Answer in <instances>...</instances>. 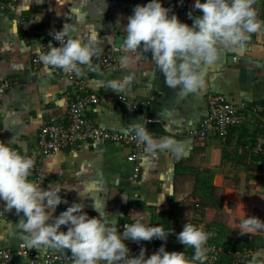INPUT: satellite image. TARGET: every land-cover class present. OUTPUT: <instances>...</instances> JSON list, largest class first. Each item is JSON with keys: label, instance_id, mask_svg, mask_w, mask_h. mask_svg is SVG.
<instances>
[{"label": "crops", "instance_id": "1", "mask_svg": "<svg viewBox=\"0 0 264 264\" xmlns=\"http://www.w3.org/2000/svg\"><path fill=\"white\" fill-rule=\"evenodd\" d=\"M147 3L148 0H18L1 13L0 140L7 143L14 137L12 146L32 158L41 126L52 116L63 118L74 92L73 85L62 78L58 69L42 60L39 65L33 63L21 19L38 32L41 41L51 40L50 33L65 23L72 26L69 38L87 42L94 35L102 52H119L111 71L98 67L86 73V90L103 97L124 94L133 106L106 99L88 106L87 116L114 131L131 130L134 121L144 124L152 120L161 124V129L150 130L154 138L172 137L186 142L189 150L186 156H178L171 148L154 155L145 146L137 183L130 179L134 163L127 156L132 148L124 143L84 142L41 157L39 173L33 170L29 180L42 181L44 189L53 183L65 186L61 191L65 202L56 208L54 216L73 202H82L90 216H100L110 226L119 227L121 233L125 224L140 215L149 218L154 226L175 230L166 241L127 238L130 255H138L141 248H146L150 256L166 244L167 250L184 251L188 257L193 248L180 243L177 234L190 222L218 229L221 240L253 248L264 259V232L241 235L238 229L249 215L264 220V172L245 148L255 140L257 127L233 128L227 140H194L185 134L206 115L210 92L224 94L233 103H264V23L258 32L249 34L243 47L218 45L216 62L201 69L205 88L186 93L167 86L150 52L138 51L140 59L134 64L123 62L127 53L122 42L128 17L136 5ZM194 3L188 0L185 8L174 14L192 25L190 11L194 16L203 15L193 9ZM254 7L258 19L264 22V0H256ZM119 35L123 37L118 41ZM127 76L132 79L126 90L119 93L109 87V81ZM44 169L48 172H42ZM161 196L165 199L159 204ZM4 203L0 201L4 213L0 218V247L17 250L26 243V234L19 226L23 213L17 214L14 208L6 210ZM61 230L66 231L67 226ZM31 248L72 254L54 242ZM16 259L0 264H17Z\"/></svg>", "mask_w": 264, "mask_h": 264}, {"label": "clouds", "instance_id": "2", "mask_svg": "<svg viewBox=\"0 0 264 264\" xmlns=\"http://www.w3.org/2000/svg\"><path fill=\"white\" fill-rule=\"evenodd\" d=\"M256 0H195L194 10L203 15L194 16L193 24L181 21L177 14H170L164 0H148L147 4L135 6L128 17L125 37L122 45L127 53L123 57L125 64L135 63L140 59L138 51L150 52L165 83L171 88H180L183 92L196 93L206 86L202 66H210L219 55L218 45L240 46L250 38L249 34L261 29L258 19ZM77 12L79 10H76ZM72 26L65 23L62 30L50 34L60 45L52 42L47 45V52L37 48L36 52L46 65L61 68L65 73L80 75L81 66L96 70L92 65L94 57L102 53L93 35L87 42L79 38H67ZM132 77L113 79L109 87L122 92L130 86ZM132 131L138 142L145 144L154 155L159 151L173 149L178 156H186L189 147L186 142L172 137L154 138L142 122L134 121ZM14 137L5 143L0 140V201L6 210L23 213L19 226L24 231L25 242L29 247L55 243L56 246L69 249L74 257V264H204L209 239L202 227L190 222L184 224L177 239L186 247L193 248L194 255L189 259L184 251H169L166 244L147 255V249L141 248L138 255H130L127 238L135 241L161 239L166 241L175 230L166 231L160 225H152L143 215L134 217V222L124 225L123 233L119 227L107 224L100 216H90L85 211V204L73 202L58 216L56 208L65 198L61 195L64 185L50 184L47 189L41 182L29 180L37 161L22 154L12 145ZM75 155V153H73ZM42 172H48L46 169ZM43 176V175H41ZM165 197H160L161 204ZM67 226V230H61ZM241 235L264 232V220L249 215L240 222ZM251 264H264L261 254L257 253Z\"/></svg>", "mask_w": 264, "mask_h": 264}, {"label": "built area", "instance_id": "3", "mask_svg": "<svg viewBox=\"0 0 264 264\" xmlns=\"http://www.w3.org/2000/svg\"><path fill=\"white\" fill-rule=\"evenodd\" d=\"M18 0H0V14L9 10ZM188 0H164V4L171 9V13L185 8ZM22 28L29 42L32 61L39 65L41 59L36 52L41 48L47 52V45L52 42L54 46H59L60 42L52 37L49 41H41L38 32L26 26L25 19H21ZM64 25L58 26L56 31L62 30ZM69 37H66V39ZM124 51V48H123ZM119 49L111 52H102L94 57L92 65L101 68L105 72L111 71L116 63ZM51 66V65H50ZM61 72L62 78L74 87L72 98L68 104L63 118L56 116L50 117L41 126L36 142L35 152L32 159L37 161L34 171L39 173V160L41 157L48 156L54 152L75 148L84 142H117L131 146L132 150L127 156L128 160L134 163V171L130 179L137 183L141 172V161L143 159L145 144L138 142L132 130L114 131L101 127L95 120L86 114V109L90 105L110 100H121L133 106V101L124 94L99 96L95 92L86 90V73L91 69L82 67L80 75L65 73L61 68L52 66ZM208 110L204 118L197 127L186 131V136L194 140L200 139H222L227 140L233 128L241 129L250 126L257 127V136L253 142H249L245 148L255 158L256 164L264 172V103H254L241 101L240 103L231 102L226 95L210 92L207 96ZM135 106V105H134ZM126 114V113H125ZM147 120L144 125L147 126ZM181 133L179 129L175 130ZM152 131H150L151 133ZM152 134V133H151ZM264 177V174H263ZM4 215L0 210V218ZM209 239L205 247L207 259L204 264H251L252 258L257 254L255 249L248 246H234L232 242L221 240L222 236L218 229L208 228L207 225L200 226ZM188 256L189 259L194 255ZM22 256L27 264H74V257L69 253L41 252L29 247L26 243L21 244L17 250L0 247V262H8ZM199 264V262H196Z\"/></svg>", "mask_w": 264, "mask_h": 264}, {"label": "water", "instance_id": "4", "mask_svg": "<svg viewBox=\"0 0 264 264\" xmlns=\"http://www.w3.org/2000/svg\"><path fill=\"white\" fill-rule=\"evenodd\" d=\"M122 37H123V35H119L118 41L121 40ZM160 125L161 124H159L157 122H154V121L147 122V128L149 130H159V129H161V128H159ZM16 262H17V264H26V259L24 257H22V256H18L17 259H16Z\"/></svg>", "mask_w": 264, "mask_h": 264}, {"label": "trees", "instance_id": "5", "mask_svg": "<svg viewBox=\"0 0 264 264\" xmlns=\"http://www.w3.org/2000/svg\"><path fill=\"white\" fill-rule=\"evenodd\" d=\"M221 205H222V202H221Z\"/></svg>", "mask_w": 264, "mask_h": 264}]
</instances>
